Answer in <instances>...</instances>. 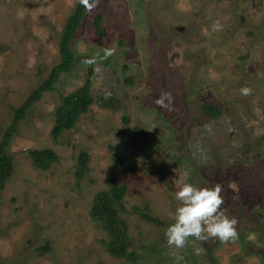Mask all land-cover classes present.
<instances>
[{
    "label": "rangeland",
    "instance_id": "rangeland-1",
    "mask_svg": "<svg viewBox=\"0 0 264 264\" xmlns=\"http://www.w3.org/2000/svg\"><path fill=\"white\" fill-rule=\"evenodd\" d=\"M76 1L0 0V138L12 107L58 62L59 34ZM93 2L71 43L73 68L27 111L8 145L13 169L1 192L0 264H264V0ZM94 12L102 13V36L91 26ZM217 20L222 30L212 31ZM89 70L92 94L120 104H92L53 139L59 95L81 86ZM245 87L251 94L241 93ZM165 92L171 110L155 103ZM201 104L220 115L206 117ZM47 147L58 161L40 170L28 150ZM82 151L88 170L77 179ZM109 177L126 186L120 213L134 262L109 255L101 243L107 234L90 216ZM176 179L220 183L221 210L238 220L239 238L169 247L165 232L181 203ZM240 203L254 216L239 214Z\"/></svg>",
    "mask_w": 264,
    "mask_h": 264
},
{
    "label": "trees",
    "instance_id": "trees-1",
    "mask_svg": "<svg viewBox=\"0 0 264 264\" xmlns=\"http://www.w3.org/2000/svg\"><path fill=\"white\" fill-rule=\"evenodd\" d=\"M94 0H92L93 2ZM86 14V9L76 1L72 12L65 19L63 28L58 38V62L51 67L48 74L43 80L28 94L25 100L19 105L12 107L13 118L11 123L0 138V204L1 192L5 182L10 178L13 164L12 157L9 155L7 148L17 131L18 123L25 117L27 111L42 97L46 92L54 91V84L63 73H68L74 66V53L71 47L72 40L82 24ZM102 13L94 12L92 15L91 26L98 36L105 33V28L101 26ZM92 71L89 70L85 82L67 94H60L57 106L52 112L53 125L51 128V136L57 139L61 134L76 125L81 115L86 114L90 106L96 103L105 109H114L115 104L119 105L120 101L114 97H105L100 95L95 97L91 92V76ZM202 113L206 117H218L220 111L209 105H200ZM141 131V130H140ZM139 134V133H138ZM28 156L36 168L47 170L53 163L58 161V154L52 148H32L28 150ZM77 164L75 167V176L77 179L82 178L83 174L88 170L87 161L88 154L84 151L77 156ZM119 163H123L120 159ZM126 192V186L113 177L107 180V187L94 194L92 205L90 207V216L97 221L102 229L106 232L107 238L101 239L102 245L110 256L114 258H123L127 262H134L137 255L131 250L133 241L128 234L127 223L121 216L120 211H124L123 196ZM255 202V201H254ZM251 203V202H249ZM135 213L147 221L159 223L157 218L152 217L139 207L132 208ZM239 214L253 217L248 211L247 203L239 204ZM252 220H248L251 225ZM256 230V227H250ZM48 244L39 246L37 249H47Z\"/></svg>",
    "mask_w": 264,
    "mask_h": 264
},
{
    "label": "clouds",
    "instance_id": "clouds-1",
    "mask_svg": "<svg viewBox=\"0 0 264 264\" xmlns=\"http://www.w3.org/2000/svg\"><path fill=\"white\" fill-rule=\"evenodd\" d=\"M79 3L89 12L96 6V3L92 2V0H79ZM219 30H222V25L217 20L212 25V31ZM111 54V51L106 50V56ZM93 62V60L83 61L85 64H92ZM241 93L249 95L251 94V89L242 88ZM155 103L161 108L171 110V94L162 93L155 100ZM183 175L187 178L189 172L185 171ZM174 183L178 189L174 194L175 198L181 203L173 214L174 223L165 232L169 247L183 249L187 246L189 238L201 242H205L209 238H215L221 243L235 241L239 238L237 231L238 220L235 217L230 218L221 210L224 204V198L221 193L224 189L220 183L215 184L213 187H196L191 183L177 179L174 180ZM249 238L252 237L250 236ZM202 251L203 248H195L194 253L200 255ZM177 259H182V257L177 256Z\"/></svg>",
    "mask_w": 264,
    "mask_h": 264
}]
</instances>
